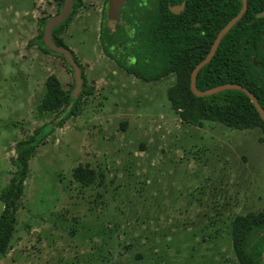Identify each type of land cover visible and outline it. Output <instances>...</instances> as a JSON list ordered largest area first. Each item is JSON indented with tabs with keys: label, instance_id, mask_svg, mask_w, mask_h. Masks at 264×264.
<instances>
[{
	"label": "rangeland",
	"instance_id": "rangeland-1",
	"mask_svg": "<svg viewBox=\"0 0 264 264\" xmlns=\"http://www.w3.org/2000/svg\"><path fill=\"white\" fill-rule=\"evenodd\" d=\"M100 2L83 0L65 35L89 63L101 50ZM56 10V0H0V190L16 140L53 116L36 109L47 74L65 88L73 83L63 58L28 42L39 17ZM102 63L116 66L109 57ZM94 73L87 76L95 86ZM123 74L122 92L105 100L95 87L81 112L37 147L0 264H239L232 219L264 208L260 129L185 124L166 94L173 73L156 80ZM104 103L118 106V116L103 112ZM78 163L95 169L91 183L73 177Z\"/></svg>",
	"mask_w": 264,
	"mask_h": 264
},
{
	"label": "trees",
	"instance_id": "trees-1",
	"mask_svg": "<svg viewBox=\"0 0 264 264\" xmlns=\"http://www.w3.org/2000/svg\"><path fill=\"white\" fill-rule=\"evenodd\" d=\"M56 1L58 12L63 0ZM153 1L144 5L136 2L140 23L135 28L133 39L124 26L113 31L108 24V20L118 18L127 22L130 2H123L117 17L111 18L107 15L108 2L105 0L99 33L104 52L126 71L146 80L160 79L173 73L175 81L168 86L166 94L170 106L183 123L202 125L204 121H216L239 129L258 127L261 131L259 138L264 144V119L244 90L227 87L197 95L190 87L193 66L208 52L218 30L241 8L242 0H214L213 33L204 49L200 41L196 42L194 34L201 35L203 29L207 35L208 9L205 2L201 5L195 0H184L185 9L175 13L170 6L181 0ZM82 4L83 0H73L67 17L51 29L52 42L70 51L80 66L82 82L76 93L73 67L65 53L50 47L44 39V25L51 14L39 17L37 33L28 41L45 52L63 58L66 68L72 72L73 83L65 88L54 72L47 74L45 89L36 109L41 113L52 112L53 116L15 142L14 153L10 156L13 169L6 185L0 190L3 203L0 211V256L10 246L30 158L56 127L81 112L86 98L95 90L83 63L62 36ZM262 10L264 0H247L243 15L223 34L210 60L198 69L195 83L199 89L237 82L249 88L264 109V14H258ZM181 15L191 20V27L184 31L179 27ZM193 21H199V26H195ZM182 32L187 37L181 39ZM72 174L82 184L91 183L96 176L93 167L82 163L74 166ZM230 233L239 264L263 263L264 208L234 215Z\"/></svg>",
	"mask_w": 264,
	"mask_h": 264
},
{
	"label": "water",
	"instance_id": "water-1",
	"mask_svg": "<svg viewBox=\"0 0 264 264\" xmlns=\"http://www.w3.org/2000/svg\"><path fill=\"white\" fill-rule=\"evenodd\" d=\"M125 0H108V4H107V15L111 18H116L117 17V13L118 10L121 7V4L124 2ZM73 4V0H63L62 2V6L61 9L56 12L55 14H52L49 16V18L46 20L45 25H44V39L45 42L50 46L53 47L56 50L62 51L65 53L67 61L72 65L73 67V74H74V78H75V85H74V93H76L78 91V89L81 86V82H82V78H81V70H80V66L78 65L77 61L73 58L72 54L70 51H68L67 49L60 47L58 45H55L52 40H51V29L52 26L55 24H58L59 22H61L62 20H64L71 7ZM247 7V0H242V6L241 8L238 10V12L236 14H234L217 32L207 54L202 57L193 67V69L191 70V74H190V87L192 89V91L197 94V95H203V94H207V93H211L214 91H217L219 89L222 88H227V87H235V88H240L242 90H244L248 96L250 97V99L252 100V102L254 103V105L256 106L257 110L259 111L261 117L264 119V109L263 107L260 105V103L258 102L257 98L255 97V95L252 93V91L245 87L244 85L237 83V82H224L221 84H217V85H213L211 87L205 88V89H199L196 86L195 80H196V75H197V71L198 69L204 64L206 63L213 55V53L215 52V49L221 39V37L223 36V34L231 27V25L237 21L244 13L245 9ZM259 15H263L264 14V10L260 11L258 13ZM264 44V43H263ZM262 258H263V263L264 264V249L262 251Z\"/></svg>",
	"mask_w": 264,
	"mask_h": 264
},
{
	"label": "flooded vegetation",
	"instance_id": "flooded-vegetation-1",
	"mask_svg": "<svg viewBox=\"0 0 264 264\" xmlns=\"http://www.w3.org/2000/svg\"><path fill=\"white\" fill-rule=\"evenodd\" d=\"M103 2H105V0H103ZM107 2H108V0H107ZM128 2H130L129 6H128L129 15H130L128 17V21L124 22V21H122L121 19L118 18L117 20H112V21L108 20V24L112 26L113 31H117V30H119V28H121V26H124L128 30V36L131 37V38L133 37V39H134L135 28L138 27L139 26L138 23H140L138 21L139 14H138V7H137V3L136 2L141 3L142 5H144V4L148 3V2H154V1L153 0H128ZM195 2H199L201 5L205 2L207 4V9H208V30H207V35H205L203 29L201 30V35H198L197 33L194 34V37L196 38V42L200 41L201 48L204 49L205 45L209 42V39H210V37L212 36V33H213V5H214L215 1L214 0H195ZM122 4H121V6H122ZM103 6H104V4H103ZM170 8L175 13H180L181 11H183L185 9V1L181 0V1H179V3H174V4H172L170 6ZM102 10H103V7H102ZM101 14H102V12H101ZM100 21H101V17H100ZM190 23H191V20H188V18H185L182 15L180 16V18H179V27L181 28L182 31H184L186 28L191 27ZM193 23H194L195 26H199V24H200L199 21H193ZM190 29H192V28H190ZM196 31H197V29H195V32ZM99 33H100V23H99ZM183 33H185V32H182L181 39L187 37V36H184ZM214 38H213V40H214ZM99 41H100V44H101L102 53L105 56L111 58L109 55H107L104 52L100 37H99ZM119 41H122V40L119 39ZM212 42H211V44H212ZM211 44H210V46H211ZM111 59H113V58H111ZM115 64H116V66L123 68L116 61H115ZM144 80H146V79H144ZM154 80H156V79H154Z\"/></svg>",
	"mask_w": 264,
	"mask_h": 264
},
{
	"label": "crops",
	"instance_id": "crops-1",
	"mask_svg": "<svg viewBox=\"0 0 264 264\" xmlns=\"http://www.w3.org/2000/svg\"><path fill=\"white\" fill-rule=\"evenodd\" d=\"M103 4H104V2H100V5H97L96 7H95V12L96 11H98V12H100L97 16H96V14L94 15L95 16V24H96V28L98 29V38H99V23H100V17H101V12H102V7H103ZM24 12H25V14H28L29 13V11L28 10H24ZM88 13H90V11L88 12ZM31 16V15H30ZM76 15H74L73 16V18L71 19V21H70V23H69V25L67 26V29L62 33V36H63V38H64V40H66L65 39V35H66V33H67V30H68V27L71 25V23L73 22V19H74V17H75ZM98 18V19H97ZM67 42V41H66ZM68 44V43H67ZM74 50V49H73ZM94 56H95V58H96V63H89V61H87L86 59H80L81 60V62L82 63H87L88 65H87V67H86V70H85V72H86V74L89 76L90 75V73L92 72V71H95V73L93 74L94 76V78L96 79L95 80V87H96V89H101V91H104L103 93H105V97H106V94H107V92H110L111 94L112 93H120V92H122L119 88H117L118 87V85H121V86H123L125 83L124 82H121L122 80H123V77H121V75L124 73V72H126V73H129V74H132L133 75V77H136V78H140V77H137V76H135L133 73H130V72H128V71H126V70H124L123 68H121V67H118V66H113L112 68H105V64L104 63H102V59H103V57H107V56H105L103 53H102V50H100V53L98 52V51H95V53H94ZM79 57V56H78ZM108 58V57H107ZM92 64V65H91ZM49 74V73H48ZM56 74V73H55ZM110 75V79H108V76ZM120 75V76H119ZM123 76H124V74H123ZM112 77V78H111ZM59 78V77H58ZM108 79V80H107ZM100 87V88H99ZM31 88H32V84H31V87H30V90H29V96L32 94V91H31ZM148 88H150V86L149 85H147L146 87H144L143 86V84H142V86H141V89L142 90H145V89H148ZM167 91V90H166ZM136 91H133V89H132V91H131V93L133 94V93H135ZM105 100H107V97L105 98ZM105 102V101H104ZM119 103V102H118ZM118 103H115L116 105L118 104ZM103 108H102V111L104 110H106V108L108 109L107 110V112H110V110H114L116 113H115V115H116V117L118 116V114H117V111H119V107L118 106H116L115 108L114 107H112L111 106V108H109L105 103H104V105L102 106ZM101 111V112H102ZM103 111V112H104ZM102 112V113H103ZM132 112H133V110H132ZM185 124H188V123H185ZM189 125H194V124H189Z\"/></svg>",
	"mask_w": 264,
	"mask_h": 264
}]
</instances>
